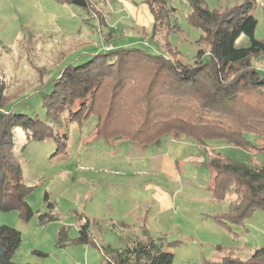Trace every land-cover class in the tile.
<instances>
[{"label":"rangeland","instance_id":"rangeland-1","mask_svg":"<svg viewBox=\"0 0 264 264\" xmlns=\"http://www.w3.org/2000/svg\"><path fill=\"white\" fill-rule=\"evenodd\" d=\"M161 1L163 9L158 6V12L171 29L168 40L180 52L182 63L191 64L199 49L208 51L204 44H198L202 32L189 25L186 0ZM204 2L210 10L223 11L245 0ZM88 3L84 8L57 0H0V85L5 110L38 120L58 138L27 140L19 126L12 130V155L20 165L22 182L31 189L25 201L32 212L27 221L16 210L0 212V226L21 234L12 259L16 264H103L114 258L116 248L145 240L144 226L156 238L159 223L166 228L172 225L171 218H177L178 204L163 205L158 211L148 200L152 192L147 194L144 189L131 193L137 199L119 202L117 193L111 190L120 184L205 187L207 183L210 187L212 172L205 162L211 149L233 162L258 167L264 162L259 150L250 152L217 140L202 146L185 137L170 136L161 139L158 146L133 154L135 149L128 141L107 142L94 135L95 116L79 125L69 121L68 111L48 113L44 98L51 95L54 82L66 67L81 66L96 54L118 47L135 45L150 54L161 52L156 41L141 33V29L149 31L153 26L147 0ZM251 14L257 20L255 38L264 41V0L255 1ZM236 44L242 47L247 39L241 37ZM251 64L264 73V58H253ZM248 138L258 140L260 146L264 144L263 139L253 135ZM184 143H192L193 147H185ZM58 148L61 152L55 155ZM170 161H174L176 177L163 170ZM233 198L228 195L220 203L222 210ZM193 208L187 205L185 210ZM122 220L130 227L121 226ZM86 223L92 242L83 244L78 238ZM176 226L178 230L185 229ZM229 226L233 233L222 227L221 233H204L201 229L190 234L196 241L178 230L168 233L166 241L179 242L169 249L174 254L173 264H214L215 252L210 244H218L242 261L264 248V210L254 211L241 225ZM203 240L205 244L200 245Z\"/></svg>","mask_w":264,"mask_h":264},{"label":"trees","instance_id":"trees-1","mask_svg":"<svg viewBox=\"0 0 264 264\" xmlns=\"http://www.w3.org/2000/svg\"><path fill=\"white\" fill-rule=\"evenodd\" d=\"M57 1L89 6L88 0ZM186 1L187 21L201 30L198 44L208 51L199 49L193 63H182L180 52L168 40L171 29L158 12L162 1L147 0L153 26L141 33L156 41L161 52L150 54L135 45L118 47L81 66L66 67L51 95L44 98L48 113L68 111L69 121L79 125L95 116L93 134L107 142L128 141L133 154L158 146L166 136L185 137L202 146L217 140L264 154V144L248 138L253 135L264 141V73L251 64L253 58H264V41L255 38L257 20L251 14L256 0L223 11L210 10L204 0ZM241 37L247 44L237 47ZM16 126L26 132L27 140L58 139L38 120L5 110L0 85V212L16 210L27 221L32 212L25 198L31 189L22 182L20 165L12 155ZM61 146L66 150L65 144ZM205 164L212 172L211 201L234 197L226 212L211 216L216 223L232 232L229 224L241 225L254 211L264 210V162L259 167L233 162L211 149ZM143 231L144 241L113 252L114 258L103 264H173L168 249L179 242L156 241L145 227ZM78 241L92 242L88 223L81 226ZM20 243V232L0 226V264H16L12 259ZM214 252V264H264V248L246 261L219 245Z\"/></svg>","mask_w":264,"mask_h":264},{"label":"crops","instance_id":"crops-1","mask_svg":"<svg viewBox=\"0 0 264 264\" xmlns=\"http://www.w3.org/2000/svg\"><path fill=\"white\" fill-rule=\"evenodd\" d=\"M142 27H146V26H142ZM95 125L96 123L94 124V126ZM180 139H183V137ZM191 144L192 143H184V146L185 147L191 146L190 148H192L193 146ZM125 145L128 146V144H125ZM163 170L171 171L172 177H176L175 176L176 174L174 173V161H170V163L168 162V166L166 165V167H164ZM128 182L137 183L138 181L128 180ZM124 186L125 185L120 184L119 187H116L115 189L111 190L112 192L117 193V196L120 199L118 200L119 202L120 201L125 202L127 199L132 200V201L134 199H137L135 196H131V193L135 192V190L139 191L140 189H144L145 193L149 191L152 192V194L149 193L148 200H151V203L155 208L158 207V211L163 207V205L171 206L174 204L176 206L178 204L180 206L179 210L177 209V207L176 209L179 212L183 213L184 215L177 212L178 213L177 218H173V219L171 218V221H172L171 226L165 225L166 228H162L163 224L159 223V226L157 227L158 236L156 238L157 240L161 239L163 243H168V241H166V237H167L166 235L168 233L170 232L173 233L174 231L178 230L176 225H179L182 228H185V229L178 230V232L184 237H189L188 239L190 238L193 239L191 235L196 231H201V229L203 230L204 233H221V231L224 230L222 226H220L218 223H216L211 218V216L226 212L228 210V207L225 208V210H222L220 203H214L211 201V191H210V187H207V183L205 187H135L134 185L133 186L129 185V187H124ZM108 190H109V187H108ZM187 205H189L190 207L195 206V208L191 210H185V207ZM156 213H157L156 216H159V213L158 212ZM146 223L149 224L148 221ZM120 225L123 227H130V224L125 222L124 220L121 221ZM196 235L197 233L195 234V236ZM156 238L153 237L154 240H156ZM193 240L196 241L197 238L196 240L195 239ZM204 241L206 240L200 241V245L205 244ZM217 245L213 246L212 244H210L209 246L211 250H214V247ZM125 247H128V245ZM125 247L116 248V250H121ZM173 248H170V249H173ZM110 249H114V248H110Z\"/></svg>","mask_w":264,"mask_h":264}]
</instances>
